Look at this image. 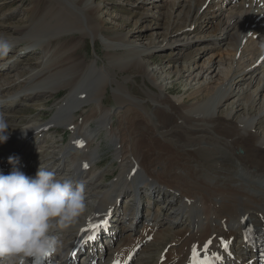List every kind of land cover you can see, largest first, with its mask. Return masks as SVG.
<instances>
[{"label": "bare ground", "instance_id": "bare-ground-1", "mask_svg": "<svg viewBox=\"0 0 264 264\" xmlns=\"http://www.w3.org/2000/svg\"><path fill=\"white\" fill-rule=\"evenodd\" d=\"M214 1L208 0L206 6V0H196L197 4L185 6L186 10H183L184 5L177 2L179 10L176 14L158 13V16L161 14L171 21L167 32L161 34L162 39H167L162 44H187L196 38L200 39L204 12L198 14V10L202 6L209 10ZM257 1L255 8H248L243 1L237 5V10H229L232 13L216 21L214 39L226 41V49L216 51L213 60H205L197 67L179 71V78L189 77L193 80L203 77L205 83L190 88L183 95H176L175 99L165 94L142 59L144 54L154 52L152 47L155 46L150 45L153 37L148 39L146 45L129 46V43L126 44L129 42L128 35L112 29V37L109 38L115 40L116 44H107V47H126L121 56L108 57L111 65H117L120 72L141 74L144 81L152 84L141 90V96H135L133 90H128L126 82L130 79L129 75L123 81L117 80L115 69L105 64L98 66L80 60L77 48L70 46L73 36L53 47V43L59 39L55 36L58 32L85 28L93 34L105 32V23L97 15L99 5L94 1L93 5L82 6L80 0L78 7L77 0H48L44 6L36 5L35 0L26 23L9 26L0 24V34H6L13 45H20L24 41L29 44L33 39L44 38L42 44H34L43 51V59L38 67L35 64L31 68L29 77L21 85L23 90L37 95L47 83H58L50 87L51 90L56 89L54 92L48 90L51 94H57L58 87L65 90V94L55 102V112L48 121L36 123L29 120L22 127L9 125V138L0 144V172L9 174L13 167L24 172L29 168L30 171L24 173L34 176L37 169L32 166L40 155L46 154L49 156L46 168L58 176L83 181L86 186L88 212L75 227L59 233L64 247L44 264H78L81 253L80 264H101L93 261L94 251L97 248L102 250L99 242L94 241V247L88 244L86 251L81 246L91 236L89 225L107 219L110 212L115 215L120 212L127 214L132 221L126 230L129 234L117 244L115 241V247L108 252L106 264H113L114 261L125 264L134 248L142 243L145 246L140 249V254L152 250L158 256L154 261L141 256L132 264H192L194 245L198 258L217 259L219 264H235L234 261L244 255L248 246L252 256L255 255L252 249L257 244L246 235L258 232L264 236V179L246 183L239 179L237 172L240 166L264 175V126H261V118L250 113L258 96L264 97L261 90L264 87V0ZM249 3L252 4V0ZM189 30L191 32H187ZM177 32L185 34L181 38L182 42L176 37L172 38ZM190 33L198 36L194 35L195 38L191 39ZM103 35L106 36L105 33ZM44 59H47L46 63ZM214 77L215 85L203 93ZM61 80L62 84L59 85ZM243 81L246 82L240 83ZM113 84L116 86L115 100L121 110L117 119L120 124L117 122L116 128L111 126L112 109L105 107L102 96L106 86ZM241 84L245 88L240 87ZM86 85H93V89L90 94L84 95ZM173 89V86L169 87V92L174 93ZM19 95H13L14 100L9 98L6 103L20 101ZM87 102L88 108L84 109L83 104ZM222 105L228 108L216 115V108ZM241 105L248 112L233 120L234 111ZM133 110H136L135 115L124 119L126 115L133 114ZM136 120L145 126L142 130L149 131L147 135L156 137L154 141H161L148 148L147 157H144L139 147V139H133ZM51 125H61L63 130L70 131L69 140L59 149L51 145ZM100 130L111 141L113 158L117 164L116 170H110V173L96 166L99 151L96 141ZM47 140L50 150L46 145ZM76 141H83L84 146L78 147ZM188 148L194 153H186ZM184 151L187 155H184ZM9 157L18 159L19 163H10ZM107 174H114L105 185L109 186L108 189L102 186ZM173 183L191 187L200 198L194 202L188 191L178 193ZM146 188H158L159 193L161 190L168 191L173 196V202H169L165 210L162 206L148 207L144 212L138 210L140 193ZM123 200L124 206L120 208ZM130 201H134L133 205H129ZM171 211L176 217L181 216L188 221L185 227L187 232L178 236L171 229H167L166 233L156 232L162 221L170 222ZM123 214L121 217L125 218ZM124 228L121 227V230ZM112 230L118 236V227ZM166 234L174 236L169 247L172 256H165L160 261L162 251L158 249V244L165 243ZM96 236L102 239L104 230L98 229ZM235 238L238 247L232 253L234 260L229 254L231 246L229 249H225V246ZM154 244L156 246L151 248ZM246 262L255 264L251 258Z\"/></svg>", "mask_w": 264, "mask_h": 264}, {"label": "rangeland", "instance_id": "rangeland-1", "mask_svg": "<svg viewBox=\"0 0 264 264\" xmlns=\"http://www.w3.org/2000/svg\"><path fill=\"white\" fill-rule=\"evenodd\" d=\"M34 1L35 0H0V24H2L3 26H9L12 24L26 23L28 16L31 14V7ZM47 1L48 0H36L37 2L36 5L44 6L47 3ZM92 1L96 2L99 5L97 9V15L105 23L106 30L103 33H105L106 36H104L103 33L101 34L100 32L93 34L91 30L86 28L82 30H75L72 32L71 31L58 32L56 33L55 36H58L59 39L55 41V43H53V47L58 46L62 42V40H65L70 36H73V41L70 46L73 49L77 48V52H78L77 56L80 58V60L83 59L85 63L88 62L96 63V65L98 66L105 64L110 69L111 68L115 69V71L117 72L116 75L117 80L123 81L124 77L129 75L130 79H128L126 82L128 86V90L130 91L133 90L132 94L135 96H141L142 95L141 90L147 89L146 85L151 86L152 84H150V82L147 80L144 81L141 74H133L130 71L120 72V69H118L117 65H115V67L114 65H111V62L108 59V57L111 58L112 56L114 57L121 56V53L124 51L125 45L124 47L117 46L114 48V47H107V44L108 42L112 44L113 43L116 44L115 40L111 41L110 39L112 37L111 35L113 32L112 29H116L127 34L129 42H127L126 44L129 43V46L146 45L148 39L153 37L154 40L150 43V45L152 44L153 46H155V48L152 47V49H154V52L151 54L149 53L144 54L142 56V59L145 61L144 62L145 66L152 71L153 77L156 78V83L158 85H161L163 90L166 92L165 94H167L172 99H175L176 95L177 96L183 95L184 93H186V91H189V89L192 87L196 88V86H198L200 83L202 84L205 83L203 77H201L200 79L196 78L193 80H190L189 77L179 78V71L186 70L188 67H193V66L197 67L201 64L202 61L205 60H213L214 58L212 56L215 57L216 51L220 52L226 49L227 46L226 41L218 42L217 40L214 39L215 36L213 35V30H214L213 27L214 24H216V21H219V19L222 20L228 14L232 13V11L234 12V10H237V8H239L237 7V5L239 3H242L243 1L246 2L245 6H247L248 8L250 7L255 8L256 3H258L257 0H252V4L249 3V0H223V1L215 0L213 4L214 7L212 5L211 6L212 8H210L211 10L210 9L206 10L204 9L203 6L200 7L198 10V14L204 12V16L201 18L202 28H200L201 30H199L200 35L202 36L200 39L198 38L194 39L195 36L198 35L195 33H190L189 37L191 39H194L190 43L165 45L162 43L167 39H162L161 34L167 32V26L171 24V21L169 22L168 20L170 19L168 18H163L161 14L160 16H158V13L164 12L165 15L166 14L170 15V13L174 12V14H176L179 10L176 6L177 2L184 5V7L188 5L190 7V5L193 6V4L195 5L197 4L196 0H81V3L82 6L83 5L87 6V4L93 5ZM77 2H79L78 7H80V0H77ZM205 5L206 6L208 5V0H206ZM183 10H186V7ZM139 16L141 17L138 19ZM157 16L159 17L158 19L156 18ZM262 25H264V22ZM100 27L102 30L101 25ZM187 32H191V30ZM184 35L185 34L183 33L181 34L177 32L174 36L172 35V38L176 37L180 39L179 41L182 42L183 39L181 38L184 37ZM42 41H44V38L33 39L31 43L29 42V44H26L27 42L24 41L20 45L17 44L13 45V48L10 51L8 57L4 59H0V68H2L0 71V90H1L0 112L4 113L5 119L7 120L8 124L11 127H22L29 120H32L33 122L36 123H43L48 121L55 112V110H53L55 108L54 106L55 102L58 99H60L62 95L65 94V90L62 87H58L60 89L57 94H53V93L51 94L50 92H48V90H51L50 87L57 86L58 83L45 84L46 86L42 87L37 95H33V93L30 91L23 90V87L21 86L24 83L25 79L29 77L31 68L35 64H37L38 67V64L43 59V51L38 45H34V44H39ZM59 48L60 50L62 49L61 47ZM44 62L46 63L47 59H44ZM215 81H216V77L210 79V83L207 84V86L205 87L206 89L203 90V93H206L208 90H210L215 85ZM245 82L246 81L240 83H245ZM61 84H62V80L59 81V85ZM171 86L174 87L173 89L174 93L169 92V87ZM115 87L116 86L114 84L107 85L106 91L102 95L104 96L103 103L105 107L107 109L109 108L112 109L113 114L111 115V119H112L111 126L114 128H116L117 122L120 124V122L117 119L119 112H121V110L118 109V104L115 100V91H114ZM240 87L245 88L243 84H241ZM84 89H85V91H83L84 95L90 94L92 92L93 85H86ZM55 90L56 89L51 91L54 92ZM261 90L262 92H264V87ZM13 95H19V97H21L20 101H12L6 103V100H8L9 98H11V100H14V98H12ZM23 99L25 100L21 101ZM88 103L89 102L83 104L84 109L88 108L87 105ZM254 105L255 106L250 110L251 116L256 115V118H261L262 119L261 126H264V97L262 95L258 96V99L254 103ZM227 108H228L227 106H223V105L219 108H216L215 110L217 111L216 115L222 114L223 111L226 110ZM135 111L130 116L126 115L124 119L127 118L129 119L131 116H134ZM247 112H248L247 109L244 106L242 107L241 105L240 108L234 111L233 120L238 115H242ZM139 123L140 121L136 120L135 125H133V133H134L133 139L136 138L139 139L140 142L139 147L142 149L144 157H147L148 148L153 144H156L157 142L160 144L161 141L159 142L158 139L157 142L154 141L156 137L152 138L150 135H147L149 131L142 130L145 126ZM63 128L64 127L61 125L50 126V131H51L50 136L52 137V141H53L51 142V145L57 146V149H59L63 143L65 144L69 140L70 131L67 129L63 130ZM257 130L260 129L258 128ZM100 131L98 133L97 141H96L99 146L98 160L96 166L101 170H105V171L107 170L106 172L110 173V170L111 171L114 169L116 170L117 164L115 158H113L114 156H113V150H112L113 148L111 141L105 138V134L102 130ZM46 145L50 150L51 146L49 140H47ZM146 145H148V147H145ZM180 150L181 149H179V151ZM185 151L186 153L189 154L190 152L194 153V151H191V149L189 148L188 150ZM185 151H184V155H187L185 154ZM48 157L49 156L46 154L40 155L36 159V162L32 167L36 169L39 166L45 167L48 162ZM21 164H23V162ZM29 171H30L29 168H27L24 172L28 173ZM238 175H239V179L246 181V183L249 181H253L254 179L255 180L264 179L263 174L247 171L240 166L237 172V176ZM64 177H68V176H64ZM113 177L114 174L111 175L107 174L105 176L104 182L102 183V186L108 189L109 186H105V185H107L108 184L107 181L111 180ZM173 184L175 185V190L178 193L188 191L191 194V198L193 199L194 202H197L198 199L200 198L191 187L182 186L177 183H173ZM141 189H143V186L141 187ZM148 189L149 188H146L143 193H140L141 203H139L140 205L138 207V210H142V212H144L147 210L148 207L152 209L153 207L156 208L157 206H162V209L165 210L167 204L169 202H173V196L168 191L161 190V192L159 193L160 189L158 188L154 190H148ZM133 203L134 201H130L129 205H133ZM123 206H124V200L120 203V208H123ZM122 214H123L122 212L116 215L114 213H111L109 217V222L105 229L107 235H112V239L111 242H107L105 239L100 240V247H102L104 251H102L101 253L99 252V250L96 251L94 255L95 262L105 264L107 262L105 256L106 253L108 252V248L110 247L114 248L118 242L123 240L129 234V232L126 230H128L127 228L130 226L129 223H131L132 218L127 214H123L125 215V218H122L121 217ZM169 218H170V222L162 221L160 225L157 227L156 232L166 233L167 229H171L172 231L176 232L177 233L176 236H178L179 234L188 231L185 230L188 221H186L184 217L183 218L181 216L176 217V215L173 214L171 211L169 214ZM114 227L115 228L118 227V236L116 235V233H114L115 231L112 230L114 229ZM121 227H125L124 228L125 230H121ZM173 237L174 236L172 235H168L165 243L161 242L158 244V249L159 250L161 249L160 251H162V256L159 258L160 261H162L165 256H167V258H170L172 256V254L169 252L170 250L169 247L170 244L173 242L172 241ZM144 246L145 245L142 243L141 245L136 246L134 248L130 257H128L129 261L127 264H132L133 261L136 260V258H139L141 256L149 257L151 261H154L156 256H158V253L151 250L147 253L140 254V249L142 247L144 248ZM155 246L156 245L154 244L151 246V248ZM237 247H238V240L235 238L231 244L232 253L235 250H237ZM163 253L165 254L164 256ZM82 256L83 254L81 255L79 254V260ZM233 258L235 260V257ZM248 258H250L249 249H247V251L244 253L242 257L238 258V260L236 259L234 263L247 264L245 262Z\"/></svg>", "mask_w": 264, "mask_h": 264}, {"label": "clouds", "instance_id": "clouds-1", "mask_svg": "<svg viewBox=\"0 0 264 264\" xmlns=\"http://www.w3.org/2000/svg\"><path fill=\"white\" fill-rule=\"evenodd\" d=\"M12 48L7 35L0 34V59ZM9 128L0 112V144L8 140ZM9 162L19 163L13 157ZM87 212L83 181L41 166L34 176L18 167L0 172V264H44L64 247L59 233L75 227Z\"/></svg>", "mask_w": 264, "mask_h": 264}, {"label": "snow or ice", "instance_id": "snow-or-ice-1", "mask_svg": "<svg viewBox=\"0 0 264 264\" xmlns=\"http://www.w3.org/2000/svg\"><path fill=\"white\" fill-rule=\"evenodd\" d=\"M76 144H77L78 147H83L84 146L83 141H76ZM84 167L87 168L88 165L85 164ZM104 223H106V222H102L101 224L93 223V224H90L89 227L91 229H93V230L99 229V228L104 226ZM89 238L90 239H94V237H89ZM207 243H211V241H208ZM207 243H206L205 247L207 246ZM197 259H198V254L196 253V248H195V245H194L193 246V256L191 258L192 264H197ZM113 264H119V262L118 261H114Z\"/></svg>", "mask_w": 264, "mask_h": 264}]
</instances>
